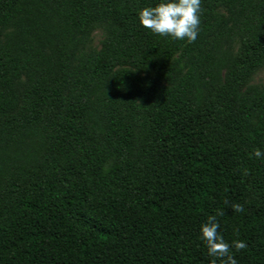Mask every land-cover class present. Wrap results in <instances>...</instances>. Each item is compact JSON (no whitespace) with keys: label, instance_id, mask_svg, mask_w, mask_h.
Segmentation results:
<instances>
[{"label":"trees","instance_id":"trees-1","mask_svg":"<svg viewBox=\"0 0 264 264\" xmlns=\"http://www.w3.org/2000/svg\"><path fill=\"white\" fill-rule=\"evenodd\" d=\"M159 2L0 0V264H209L217 208L264 264V0H202L193 43Z\"/></svg>","mask_w":264,"mask_h":264},{"label":"clouds","instance_id":"clouds-1","mask_svg":"<svg viewBox=\"0 0 264 264\" xmlns=\"http://www.w3.org/2000/svg\"><path fill=\"white\" fill-rule=\"evenodd\" d=\"M201 3L202 0H160L156 6L140 9L138 20L143 28L155 35L193 43L199 35ZM252 155L261 158L264 152L257 148ZM223 203L228 205L229 201L225 199ZM231 207L238 213L245 211L243 204L232 203ZM223 215V209L217 208L215 214L209 215L200 225V240L206 247L207 255L212 258L209 264H236L232 249L240 251L247 246L242 240L229 243L223 238L218 220ZM233 231L237 237L240 235L238 228Z\"/></svg>","mask_w":264,"mask_h":264},{"label":"rangeland","instance_id":"rangeland-1","mask_svg":"<svg viewBox=\"0 0 264 264\" xmlns=\"http://www.w3.org/2000/svg\"><path fill=\"white\" fill-rule=\"evenodd\" d=\"M102 39V32L99 28H95L89 35L85 49L98 50ZM248 85L262 86L264 85V66L258 68L248 79Z\"/></svg>","mask_w":264,"mask_h":264}]
</instances>
